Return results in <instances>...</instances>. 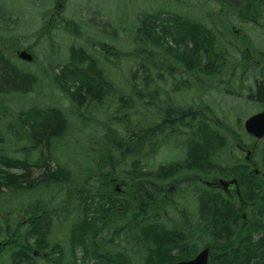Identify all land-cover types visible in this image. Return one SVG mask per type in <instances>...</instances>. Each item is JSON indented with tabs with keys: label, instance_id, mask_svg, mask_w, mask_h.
Listing matches in <instances>:
<instances>
[{
	"label": "trees",
	"instance_id": "1",
	"mask_svg": "<svg viewBox=\"0 0 264 264\" xmlns=\"http://www.w3.org/2000/svg\"><path fill=\"white\" fill-rule=\"evenodd\" d=\"M221 3L220 13L226 17L230 15L228 11L233 9L246 18L243 6L232 0H222ZM193 5L199 11L207 8L205 0H194ZM247 5L262 9L264 0H248ZM224 31L228 32L227 25ZM221 34L223 30L217 22L208 23L206 20L195 23L180 15L178 10L160 9L153 15L142 14L134 29L133 50L113 52L115 58H132L135 63L136 68L131 69L128 80L129 98L114 87L99 61L81 48L70 49V62L64 66L61 74L48 78L52 85H58V89L70 101V109L76 118L78 112L85 110L88 114L92 107L103 105L110 97L113 100L118 98L119 111L126 110L125 102L133 100L134 104V100L141 102L143 98L148 100V107L154 108L158 105V94L162 90L156 86L152 91H141V78L146 76L143 81L149 90L166 79L158 73L161 68L175 76L184 72L187 80L192 77L193 86L199 87L202 77L222 73L228 63L231 50L220 44L224 38ZM236 53L239 55L238 51ZM158 56L165 57L166 62H174V69L164 67L162 64L165 62ZM153 74L154 77H150ZM156 76L160 79H155ZM39 82L37 76L14 66L5 52L0 51L2 99L8 95L28 96L36 92ZM249 99L264 104V83L256 86V92L250 94ZM0 104L2 112H6L8 106L4 101ZM174 107L158 110V116L163 118L159 124L141 129L140 124L136 123L137 132L132 134L134 142L121 136L122 132L117 130L113 131V137L101 143L103 159L97 165L92 164L93 160L86 165L87 170L99 174L95 180L102 187L96 196L84 190L85 180L79 184L70 170L55 160L54 152L63 150L69 143V113L51 105L19 111L17 139L19 145L25 143L21 149L24 158H14L4 152L11 139L0 135V145L4 146L0 148V195L4 194V190H26V195H33L60 189L64 194L62 196L69 198L79 191L80 198L76 201L80 203V214L70 226L69 250L56 241L54 233L57 222L68 221L73 214L65 210L68 201L57 202V197H54L49 200L45 198L46 201L38 200L29 206H18L22 216L16 223H12L11 218L0 220V242L6 244L2 252L11 248L10 264H42L32 253L33 249L48 253L51 264H66L68 251H71V264H88L92 260H96V264H172L194 258L204 248L210 249L209 264H264V143L257 159L262 175L256 176L249 164L231 161V164L223 167L219 163V151L224 143L228 144L227 139L221 140L215 129L199 122L189 145L187 166L178 169L170 165L154 172L151 167L150 170L147 168L148 154L144 155L140 145L143 141L148 144L153 140L165 142L174 138L175 126L170 123V117H179L185 112L183 106ZM77 119L83 128L85 124L95 122L93 118ZM30 153H35L39 159L30 162ZM51 161H56V169L52 168ZM32 168H37L38 174L31 178ZM182 168L184 174L180 171ZM209 173L238 179L241 193L239 202L248 205L247 220H243L239 209L224 191L196 186L198 178ZM113 178L127 184L129 194L115 193L111 187ZM175 178L178 181L185 179L182 183L185 190L195 193L197 211L194 214L183 212L179 217H169L167 220L154 217L158 203L166 196L161 184ZM74 212L78 210L74 209ZM110 233L112 238L102 241L103 236ZM121 236L128 244L133 241L139 248L138 253L133 252L131 256L132 252H129V257L123 251L112 253L114 239ZM131 259L135 262L138 259V263Z\"/></svg>",
	"mask_w": 264,
	"mask_h": 264
},
{
	"label": "rangeland",
	"instance_id": "2",
	"mask_svg": "<svg viewBox=\"0 0 264 264\" xmlns=\"http://www.w3.org/2000/svg\"><path fill=\"white\" fill-rule=\"evenodd\" d=\"M193 1L182 0L181 3H177L175 0H0V51L5 52L14 66L28 71L40 79L36 92L28 96L8 95L3 99L0 97V103L4 101L5 106H8V110L3 113L0 104V135L11 139L8 146L0 145V148L4 147L3 151L14 158L23 159L24 154L21 149L24 148L25 143L19 145L17 139L19 111L49 105L59 107L69 113L71 131L67 139L69 142L67 146H64L63 150L59 149L54 152L57 158L55 160L70 170L72 177L79 184L85 180L87 183L84 190L96 196L99 195L98 191L102 187L95 180L99 174L87 170L86 165L92 160V164L97 165L98 161L103 159L101 143L106 138L113 137V131L117 130L122 132L121 136L134 142L132 134L137 132L136 123L140 124L141 129L159 124L163 118L158 116V110L183 106L185 112L182 115L170 117V123L175 126L174 138H169L165 142L153 140L148 144H146L147 141L141 143L144 155L148 154L146 159L149 170L150 167L156 171L160 167L170 165L176 168L186 167L189 158V145L195 134V126L199 122L215 129L222 137L221 140L227 139L228 144L224 143L221 147L222 150L219 151L221 154L219 163L223 167L231 164V161L249 164V157L253 161H257L259 149L264 140H257L248 135L244 125L250 117L264 111L263 104L249 99L250 94L255 93L257 82L264 81V8L255 9L247 5L248 0H232L233 3L245 8L246 18L241 17L233 9L231 12L227 10L230 15L226 17L220 13L222 0H205L207 2L205 11L202 9L199 11L193 5ZM229 7L230 5L227 4V8ZM160 9L178 10L180 15L190 18L195 23L206 22V20L208 23L217 22L223 30L221 35L224 37L223 40L220 39V44L231 50L224 71L211 74L208 69L207 74H210L202 77L201 85L195 88L193 86L194 79L191 77L187 80V75H183L184 72L179 74V78V76L159 68L158 73L167 80L158 82L148 90L143 81L144 77L146 78L144 75L139 86L141 91L145 90L146 92L160 86L162 91L158 94L157 106L148 107V100L143 98L141 102L134 100V104L133 100L125 102L126 110L119 111L118 98L113 100V97H110L103 105L92 107L88 114L85 110L81 113L78 112L77 118H93L95 120V122L85 124L86 127L83 128L73 110L70 109V101L58 89V85H52L48 77L59 76L64 66L70 62V49L81 48L99 61L114 87L129 98L131 92L128 89V80L131 69L136 68L135 63L132 58H115L113 52L132 51L134 29L138 19L144 13L153 15ZM225 25H227L228 32L224 31ZM21 50L30 51L36 60L33 63L20 62L16 53ZM236 51L239 52V55ZM158 58L165 62L162 64L164 67L174 69V62H166V58L163 56H158ZM180 70L181 68H179V72ZM157 76L159 77V75ZM157 76L155 79H160ZM150 77H154V74ZM46 153L47 151H45ZM29 158L30 162H35L39 156L30 153ZM51 166L56 169V161H51ZM99 171L102 170L99 169ZM180 171L184 174V168ZM36 174H38V169L32 168L31 178L36 177ZM219 179L232 180L235 178H226L217 174L210 175L209 173L207 176H201L196 181V186L212 185L200 180L218 183ZM116 181L117 183H111L113 191L116 193V188H119L126 195L129 194L127 184H124L121 179H116ZM183 182L185 179L178 181L175 178L161 184L163 190H166V196L161 199V203H158L157 214L154 217L159 216L160 219L167 220L169 217H179L183 212L194 214L197 211L196 195L193 191L185 190ZM215 189L222 190L218 187ZM27 192L26 190L11 192L4 190V194L0 195V220L11 218L12 223H16L17 219L22 216V213L18 212V206L33 205L38 200H45V198L49 200L57 197V202L68 201L65 210L73 212V214L70 215L68 221L57 222L54 233L56 241L63 248L70 250L68 246L70 226L74 223L73 219L80 214V203L76 201L78 197L80 198L79 191L69 198L62 196L64 194L60 189L33 195H26ZM232 193V195H228L229 198L239 209L243 220H247L248 205L240 203L237 194ZM98 200L101 199L98 198ZM74 209L75 211L77 209L78 212L75 213ZM124 220L127 219L124 217ZM111 238L112 233L105 234L102 241ZM34 251L35 249L32 253ZM120 251L129 257V252H132L131 256H133V252L138 253L139 248L133 241L128 244L121 236L120 239H114L112 253L116 254ZM10 252L11 248H7L4 252L1 250L0 264H10ZM77 255L81 257L79 253ZM39 257L41 258H39L40 262L45 263L43 260L47 257L42 253L39 254ZM139 259L141 262L140 256ZM137 260L136 262L132 261L138 263ZM50 262L51 259L46 263ZM96 262V260H92L88 264H96ZM71 263V251H68L66 264Z\"/></svg>",
	"mask_w": 264,
	"mask_h": 264
},
{
	"label": "water",
	"instance_id": "3",
	"mask_svg": "<svg viewBox=\"0 0 264 264\" xmlns=\"http://www.w3.org/2000/svg\"><path fill=\"white\" fill-rule=\"evenodd\" d=\"M19 58L31 62L33 61V56L26 51L19 53ZM245 130L248 134L261 139L264 137V112L258 113L250 117L245 123ZM2 244H0V250ZM210 250L205 248L201 251L194 259L187 261H179L174 264H208L209 262Z\"/></svg>",
	"mask_w": 264,
	"mask_h": 264
},
{
	"label": "flooded vegetation",
	"instance_id": "4",
	"mask_svg": "<svg viewBox=\"0 0 264 264\" xmlns=\"http://www.w3.org/2000/svg\"><path fill=\"white\" fill-rule=\"evenodd\" d=\"M259 83H264V81L257 82L256 86H257ZM254 91L256 92V87H255V90H254ZM248 160H249V164L252 165V166H254L255 163L253 162V159L249 157ZM198 179H200V177H199ZM200 181H204L206 184H207V183L209 184V181H207V180H206V181H205V180H200ZM222 181H224V180L219 179L218 184H221ZM225 181H226V180H225ZM111 182H113V183H117L116 179H111ZM226 182H228L229 185H223L226 189L223 188V187H222V188L226 191V193H228L229 195H232V194H233L232 192L237 191V185H236V186H235V185H232V184H231L232 181H226ZM116 190H117L116 193H118V194H122V195H125V193H123L121 189L116 188ZM35 255H36V256H39L38 253H36Z\"/></svg>",
	"mask_w": 264,
	"mask_h": 264
}]
</instances>
